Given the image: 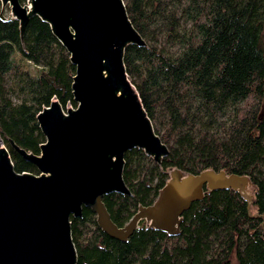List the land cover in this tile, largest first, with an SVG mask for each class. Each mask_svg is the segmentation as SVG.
<instances>
[{
    "label": "trees",
    "instance_id": "1",
    "mask_svg": "<svg viewBox=\"0 0 264 264\" xmlns=\"http://www.w3.org/2000/svg\"><path fill=\"white\" fill-rule=\"evenodd\" d=\"M122 1L144 42L125 48L124 69L168 152L160 166L139 149L124 153L130 195L103 196L111 221L122 226L138 205L151 204L171 168L247 175L253 211L236 192L216 190L182 213L178 235L140 222L122 242L82 207L69 217L75 264H264V0ZM73 74L38 17L21 36L16 20H0V141L16 172L36 174L8 140L39 154L35 116L54 98L75 107Z\"/></svg>",
    "mask_w": 264,
    "mask_h": 264
},
{
    "label": "water",
    "instance_id": "2",
    "mask_svg": "<svg viewBox=\"0 0 264 264\" xmlns=\"http://www.w3.org/2000/svg\"><path fill=\"white\" fill-rule=\"evenodd\" d=\"M0 8V20H16L20 36L33 16L48 25L74 67L70 88L75 103L63 109L54 98L37 112L44 137L39 154L8 140L36 174L16 172L0 143V264H75L69 217H80L82 207L94 214L103 233L122 242L140 222L178 235L182 213L212 191L230 189L249 208L253 197L247 175L171 168L151 204L138 205L122 226L114 224L102 198L130 195L122 179L124 153L139 149L160 166L168 152L124 69L125 48L144 42L123 1L0 0Z\"/></svg>",
    "mask_w": 264,
    "mask_h": 264
},
{
    "label": "rangeland",
    "instance_id": "3",
    "mask_svg": "<svg viewBox=\"0 0 264 264\" xmlns=\"http://www.w3.org/2000/svg\"><path fill=\"white\" fill-rule=\"evenodd\" d=\"M2 13H3V15H9V9H8V7L7 6H5L3 9H2ZM69 106V105H68ZM261 107H262V110L264 111V100H263V102H262V104H261ZM0 143H2V142H0ZM3 144V143H2ZM248 193L251 195V196H253V188H252V186H250L249 187V189H248ZM248 210L249 211H253V206H252V203H250L249 204V208H248Z\"/></svg>",
    "mask_w": 264,
    "mask_h": 264
},
{
    "label": "flooded vegetation",
    "instance_id": "4",
    "mask_svg": "<svg viewBox=\"0 0 264 264\" xmlns=\"http://www.w3.org/2000/svg\"><path fill=\"white\" fill-rule=\"evenodd\" d=\"M66 107H71V106L69 105V106H66ZM66 107H65V108H66ZM65 108H64V109H65ZM3 145L5 146V144H3ZM9 146H10V145H9ZM7 151H8V150H7Z\"/></svg>",
    "mask_w": 264,
    "mask_h": 264
}]
</instances>
